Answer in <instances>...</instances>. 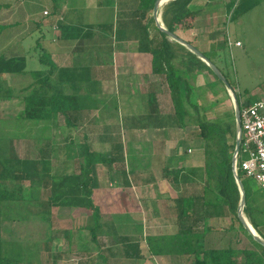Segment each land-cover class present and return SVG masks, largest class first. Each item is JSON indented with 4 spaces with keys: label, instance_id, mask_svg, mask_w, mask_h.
<instances>
[{
    "label": "crops",
    "instance_id": "1",
    "mask_svg": "<svg viewBox=\"0 0 264 264\" xmlns=\"http://www.w3.org/2000/svg\"><path fill=\"white\" fill-rule=\"evenodd\" d=\"M0 1V12L5 11L0 14V58H11L14 48L12 24L19 22L11 17L13 3L15 12L12 11V15L21 12L28 20L31 13L27 11L26 0ZM49 1L51 7L47 8L50 10L48 16L52 15V18L47 20L46 26L55 33L50 37L43 35V40L52 45L47 52L56 68L66 70L62 73L63 80L58 82L56 74L53 75L52 85H59L66 93L91 96L87 103L89 107L73 118V126H61L59 129L68 140L66 142H87L97 152H107L115 144H121L123 152L120 156L123 160L115 161L111 167L103 164L96 166L98 185L92 197L101 213L96 241L89 228L92 211L82 207L59 206L54 207L51 215L7 219L0 224V230L10 221H36L39 230L33 243L43 244L39 250L36 248L37 251L67 248L73 254H81L78 259L82 264V258L88 260L87 256L92 251L100 258L98 264H192L193 255H154L148 246L150 237L174 235L186 229L197 232L210 229L207 244L210 241L214 245L213 239L209 238L220 232V227L213 224L219 219L217 211L206 215V219L200 215V222L189 217H178L175 200L202 193L203 184L193 173L200 172L204 165V141L199 136L198 126L180 125L165 76L153 71V55L139 49L144 26H148L150 38L160 37L152 17L153 8L146 19L142 18L139 9L141 0ZM170 1L162 4L159 12L161 18L164 5ZM205 1H211L207 5L209 8L204 6ZM227 2L192 0L188 6L189 15L175 25L174 32L203 53L216 54L222 68L226 64L218 54L221 45L217 42L228 46L225 42L227 38L231 39L228 28L222 30L226 22L222 17L228 15ZM47 9L43 10V15ZM218 14L222 17L218 18ZM36 22L38 28L39 24L44 25L42 20ZM64 26L71 29L65 30ZM206 34L213 38L211 46H207V41L203 40ZM25 39L24 35H20L18 40L22 43ZM237 41L241 45L228 47H243L240 39L234 43ZM26 51L29 53V50ZM17 54L23 56V53ZM174 64L193 91L192 102L201 107L203 87L206 84L211 87L216 81L207 69L187 70L181 58L174 60ZM204 79H208V83ZM251 88L252 93L257 94L253 100L264 98L262 87ZM59 115L56 114L51 123ZM47 138L52 139V135ZM63 141L52 145H64ZM55 154L57 157L52 171L57 169L64 156L61 151ZM67 170L78 172L79 160L68 163ZM44 195L42 200L46 198ZM129 204L138 208L136 214ZM261 229L264 233L263 226ZM63 237L67 243H63ZM127 239L128 244H125ZM7 241L23 242L21 239ZM26 242L30 243V240ZM139 252L140 256L136 257Z\"/></svg>",
    "mask_w": 264,
    "mask_h": 264
},
{
    "label": "trees",
    "instance_id": "2",
    "mask_svg": "<svg viewBox=\"0 0 264 264\" xmlns=\"http://www.w3.org/2000/svg\"><path fill=\"white\" fill-rule=\"evenodd\" d=\"M192 0H172L164 5L162 19L171 32H175V25L185 16L189 15L188 6ZM155 0H141L140 12L142 18L147 19V13L152 10ZM260 0H236L227 3L228 20L242 16L259 4ZM152 20V18H150ZM153 21V20H152ZM69 30L68 27H63ZM160 37H149L148 26H144L143 36L140 38L139 49L146 50L153 55V71L165 76L176 116L182 127L195 125L199 128V136L204 141V176L202 193L190 197H179L175 200L178 217H189L200 222V215L206 219L208 215L216 213L217 209L228 210L233 213L236 222L241 226L237 216V207L240 201V192L232 171V156L235 147V114L232 120H206L201 116L205 107H200L191 100L192 89L187 80L182 76L174 60H182L187 70L207 69L216 78L211 68L198 58L194 53L176 41L170 40L167 35L158 30ZM44 37V36H42ZM40 39H36L35 45L29 50L36 57L42 68L29 69L27 57L12 55L11 58H0V77L3 73L26 74L30 73L34 81L22 88L27 92L24 95H16L11 90H6L0 83V100L6 97L21 100L23 110L19 118L29 120L51 121L56 114L63 116L67 128L73 126V118L84 108H88L89 94L84 95L75 92H64L59 85L53 87V75L56 74V82L63 80L62 73L66 70H58L53 63L50 53L41 49ZM205 54V53H204ZM207 56V54H205ZM208 57V56H207ZM209 58V57H208ZM213 63L214 60L209 58ZM220 69V68H219ZM222 72L223 70L220 69ZM59 72V73H58ZM227 77V74L223 72ZM218 79V78H217ZM219 80V79H218ZM220 81V80H219ZM229 81V79H228ZM234 89L240 109L253 103L249 98H244L238 86L230 82ZM228 135H232L233 142L229 141ZM48 138H41L45 142L39 148L40 156L37 159H21L14 152L11 138L0 136V205L4 202H28L30 204H44L50 206L82 207L92 211V224L90 229L92 238L96 241L97 232L100 228V210L94 203L93 190L98 185L96 166L103 164L111 167L115 161L122 159L121 144H115L110 151L97 152L87 142L74 143L69 141L64 145L53 146ZM64 153L61 163L56 170L45 166L39 170L38 163H46L50 156L56 152ZM79 160V171H69L68 163ZM123 160V159H122ZM241 160L240 156L238 158ZM48 165V164H47ZM14 171H17L14 173ZM245 187L246 202L244 213L254 229L264 238L261 226L264 227V211L261 215H255L251 210V185L250 179L238 170ZM44 175V176H43ZM28 178L29 184L15 183L13 180ZM46 196L42 200V196ZM46 201V202H43ZM255 201V199H253ZM36 206V205H35ZM264 210V209H263ZM260 211V209H259ZM11 220L12 217H9ZM18 219H23L17 216ZM14 218V219H17ZM202 218V220H204ZM0 220V224H1ZM205 222V220H204ZM196 224V223H195ZM194 226L191 225V228ZM210 228V227H208ZM244 228V227H243ZM207 232L195 230H181L174 235L150 237L148 246L152 254H186L193 255L192 264H264V246L259 244L244 228L254 248H242L234 245L240 243L229 236L226 244L220 247L207 244ZM232 230V226L226 229V233ZM224 233V234H226ZM23 243L17 241H4L0 235V264H32L33 260L24 261ZM128 244V239L125 241ZM133 245V244H132ZM131 246V243H129ZM9 247V249H8ZM29 251V250H28ZM30 252V251H29ZM140 256V252L136 257Z\"/></svg>",
    "mask_w": 264,
    "mask_h": 264
},
{
    "label": "rangeland",
    "instance_id": "3",
    "mask_svg": "<svg viewBox=\"0 0 264 264\" xmlns=\"http://www.w3.org/2000/svg\"><path fill=\"white\" fill-rule=\"evenodd\" d=\"M233 1L236 0H228L227 3ZM210 2L211 1H205L204 6H207ZM25 4L27 6V11L31 13V18L28 20H25L26 15H23L21 12H16L12 15L14 3L12 6V20L19 21L15 24H12L14 45L12 53L17 56H21V54L17 53H23V55L27 57V67L29 69H38L42 68V65L39 63L36 57H33L31 53H28L26 50H30L35 45L36 39H40L39 42L41 44V49H44L46 52L51 49L52 45L49 43V41L43 40L44 38L42 37L43 35L50 37L55 33L50 27L46 26L47 20L52 18V15L48 16L50 14L49 9L51 4L49 0H26ZM207 7L209 8L210 6ZM44 9L48 10V13L44 12L45 16L42 13ZM3 12L5 11L1 10L0 14ZM217 16L218 18L222 17L220 14ZM222 18H224L223 22L224 20L226 21L222 25V30L228 28L230 31L229 36L233 42L236 39H240L243 42V47L234 46L232 49H230L228 46L222 45V42H217V44L221 45L217 51L219 52L218 54L221 55L220 57H223L225 61L226 67L224 68H222L221 64L217 61L215 56L216 54H212L208 51H204V53L207 54L209 58L214 60L215 63L223 70V72L227 74L230 82L234 83L235 86H238V89L244 98H249L253 101L257 94L254 95V93H252L251 87H262L264 90V0H260L257 6L240 17L228 20V15H224ZM222 18L220 19L222 20ZM215 19H217V17ZM38 20H42V22H44V25L39 24V28L37 27L38 23L36 22ZM214 30L218 32L216 28H214ZM20 35H24L26 38L22 43L18 40ZM204 39L207 41V46L212 45L211 39L213 38H211L209 34L204 35L203 40ZM225 44H227V41ZM207 71L212 79H214L216 82H214V84L212 83L210 85L211 87L206 84L202 89L203 102L201 103V107L204 106L205 109L202 110L201 116L206 120H232L234 116V102L232 97L226 89V86L212 73H210L209 70ZM33 80L34 78L30 73H5L4 76L0 77L1 86L6 90L13 91L16 95L26 94L27 92H23L21 89L29 85ZM208 81V79H204L205 83H208ZM22 110L23 104L19 99L6 97L5 99L0 100V116L2 115L0 119V136L12 139L14 152L19 158L25 159L28 157L30 159H37L40 156L38 149L41 148L45 143L40 142V140L41 138L46 139L49 137V135H52V139L49 140L51 145L52 143H63V140H65V143H67L66 141L68 140L64 138V134L61 133L59 129V127L65 126L63 117L59 115L52 123L51 121L44 120L22 119L18 117ZM228 138L230 142L234 141L232 135H228ZM50 157L51 158L46 159V163L39 161L38 168L40 171H43L45 166L51 167L52 169V164H54L57 155L53 154ZM239 163H241V160ZM15 172L17 171H14V173ZM203 173L204 167L200 169V172L197 171L193 173L202 182V184L204 183ZM13 181L15 183L22 182L26 185L29 184L28 178ZM250 185L252 194L251 210L255 215H261V211H264V190H262L252 179L250 180ZM253 199H255V201H253ZM129 205L132 207L131 211L136 214V210H138V208L132 204ZM54 207L59 206H50L47 203L30 204L28 202H4L0 205V220L3 222L4 220L10 219L9 217L14 219L17 218V216L20 218H31L30 216L32 215H51L54 212ZM216 215H219V219L215 220L213 224H217L220 227V232L209 238H212L213 240L211 241L214 243V245L210 244V246H223L226 244L227 240H229L230 236L234 241H236V239L240 240V243L238 244L234 242V245L237 247H255L254 244H252V242L249 240V236L244 232L243 226L235 221L233 213H230L226 209L223 211L217 209ZM227 215L230 217H227ZM18 220L17 222H19ZM31 223L24 222V220H21L19 223L10 221L8 222L7 226L2 227L3 231L0 230V235L2 234L4 241L18 239L23 240L21 243H23L22 246L24 247V253L22 254L24 261L33 260L32 264H74L75 262L77 264H82L78 259L79 255L81 254H73L72 251H67V248H64L63 250V248L55 247V249L50 248V251L47 249L45 251H37L40 249V247H42L43 244L33 243V239L36 240V232L39 229L35 224L36 221H31ZM231 226L232 230L229 233H226V229ZM29 240L30 243L26 242ZM63 243H67V239L65 237H63ZM37 245L38 247H36ZM2 246L3 247L0 245V248L5 250V245ZM36 248L38 249L36 250ZM87 257L88 260H84L82 258L83 264L84 262H89V264H98V262H100V258L98 257V254L95 253V251H92ZM22 264L27 263L24 262Z\"/></svg>",
    "mask_w": 264,
    "mask_h": 264
},
{
    "label": "built area",
    "instance_id": "4",
    "mask_svg": "<svg viewBox=\"0 0 264 264\" xmlns=\"http://www.w3.org/2000/svg\"><path fill=\"white\" fill-rule=\"evenodd\" d=\"M48 13V11H45ZM229 47L241 45L227 38ZM242 141L237 157V171L254 180L264 190V98L256 99L241 109ZM241 163L238 166V158Z\"/></svg>",
    "mask_w": 264,
    "mask_h": 264
},
{
    "label": "water",
    "instance_id": "5",
    "mask_svg": "<svg viewBox=\"0 0 264 264\" xmlns=\"http://www.w3.org/2000/svg\"><path fill=\"white\" fill-rule=\"evenodd\" d=\"M165 1H168V0H165ZM165 1L155 0L154 5H153L152 17L156 23L157 28L160 31L164 32L169 39L176 41L179 44L183 45L189 51L194 53L198 58H200L203 62H205L211 68V70L214 72L217 78L226 86V89L228 90L230 96L233 99L236 130H235V147H234L233 156H232V171H233V174H234V177H235V180H236L239 192H240V201L237 207V216L240 222L242 223L243 227L254 238V240L264 246V238L254 229V227L252 226L249 219L246 217L244 213L245 202H246L245 187H244L243 181L240 178V175L236 167L238 152L240 150L241 141H242V126H241V114H240L241 109L239 107L237 95L235 91L233 90L232 86L230 85L227 77L223 74V72L219 69V67L215 63H213L196 46L184 40L183 38L178 36L176 33L171 32L167 29V27L164 25L162 21L161 14L159 13L160 8Z\"/></svg>",
    "mask_w": 264,
    "mask_h": 264
},
{
    "label": "bare ground",
    "instance_id": "6",
    "mask_svg": "<svg viewBox=\"0 0 264 264\" xmlns=\"http://www.w3.org/2000/svg\"><path fill=\"white\" fill-rule=\"evenodd\" d=\"M162 1H165V0H162Z\"/></svg>",
    "mask_w": 264,
    "mask_h": 264
}]
</instances>
